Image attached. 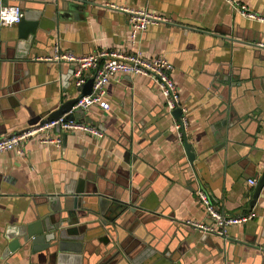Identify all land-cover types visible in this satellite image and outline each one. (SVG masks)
Returning a JSON list of instances; mask_svg holds the SVG:
<instances>
[{
    "label": "crops",
    "instance_id": "obj_1",
    "mask_svg": "<svg viewBox=\"0 0 264 264\" xmlns=\"http://www.w3.org/2000/svg\"><path fill=\"white\" fill-rule=\"evenodd\" d=\"M231 1L264 17V0ZM67 3L76 12L58 20L57 5ZM1 4L41 11L46 18L23 61L17 60L23 52L18 25L0 28V139L41 122L76 96L71 65L36 60L53 55L56 45L77 56L141 52L172 66L195 161L187 159L157 82L115 76L106 88L110 109L95 105L78 119L101 129L103 138L56 129L49 135L61 138L59 148L36 137L22 154L0 155V264H264V190L250 206L257 186L251 181L258 184L264 174V23L241 16L226 0ZM117 8L169 21L132 42L130 16ZM78 189H96L110 200L101 214L99 195L87 198L96 211L82 208L63 224L83 239L80 253L33 255L29 247L4 253L8 231L34 222L48 211L45 203L61 202ZM199 193L226 216L253 211L257 217L229 228L226 238L189 227L188 221L213 225Z\"/></svg>",
    "mask_w": 264,
    "mask_h": 264
},
{
    "label": "built area",
    "instance_id": "obj_2",
    "mask_svg": "<svg viewBox=\"0 0 264 264\" xmlns=\"http://www.w3.org/2000/svg\"><path fill=\"white\" fill-rule=\"evenodd\" d=\"M234 6L236 11L246 19L264 23V17H261L251 11L248 6L238 2L226 0ZM130 16L131 23V40L134 42L138 35L144 33L150 26L156 24L167 23L169 20L163 18L159 14H155L146 10L117 8ZM8 17L5 19L4 17ZM24 14L18 6H3L0 0V28L18 25ZM15 17V19H11ZM261 47H264L261 44ZM36 60L56 63L68 64L73 67V85L80 90L90 79H93V88L90 95L83 96L73 106L70 113L63 117L49 121L46 123L38 122L29 128L11 134L0 139V155L6 152L17 150L19 154L23 153L24 144L28 141L41 137L40 142L43 144H51L57 148L61 147V138L52 137L49 134L59 129L66 133H80L88 136L103 138L104 133L101 129L89 123L82 122L75 118L67 119L68 115H74L77 110L87 111L91 107L97 105L102 110H109L110 104L106 97V88L111 80L117 75H138L148 77L157 82L162 94L166 100L168 111L172 114L181 106V98L177 86L171 77L172 66L170 62L163 57L147 58L143 53H121L118 51H102L89 56H77L70 51H63L59 45L53 50V55L49 57H41ZM81 91L78 92V95ZM189 126L186 112L182 113L179 121L175 122V130L181 142L185 139V133ZM253 186L257 185L256 181H251ZM200 200L205 206L207 213L213 225L207 226L194 221L186 223L189 227H194L206 234H215L226 238L229 228L247 224L253 221L257 215L253 211L241 217H229L217 209L204 193H199Z\"/></svg>",
    "mask_w": 264,
    "mask_h": 264
},
{
    "label": "water",
    "instance_id": "obj_3",
    "mask_svg": "<svg viewBox=\"0 0 264 264\" xmlns=\"http://www.w3.org/2000/svg\"><path fill=\"white\" fill-rule=\"evenodd\" d=\"M56 10L60 11L58 17L59 20L61 17H63V19L71 17V12H74L76 8L75 6L71 5V3H67L61 7L57 5ZM22 12L24 16L21 22L18 24V48L23 50V52L18 51L19 55L17 56V60L19 61H23L27 57L31 48H34L35 43L39 41V33L45 26L44 19L46 18L44 13L41 11L22 10ZM52 20L56 21L57 18L54 16ZM46 32L49 31L46 30ZM92 88L93 79H90L80 90H77L75 97L55 108V110L51 112L50 116L42 120L41 123L44 124L49 121L57 120L70 113L75 103H77L83 96L90 95L92 93ZM79 91L81 92L78 95ZM83 114L84 112L82 110H77L74 115H68L67 119L73 118V116L79 119L83 116ZM172 115L177 121H179L180 117L182 116L181 108L176 109ZM184 150L189 162L193 163L195 161V154L192 150V146L188 143L186 136L184 139ZM263 190L264 174L260 178L256 189L252 194V201L250 203L251 207L256 206L258 200L262 197ZM84 195H86V197H84ZM95 195H99L96 189H94V192L91 193H85V191L78 189L75 191V193L67 192L64 194L62 196L63 201L61 200V202L59 200L60 198H55V201H50V205L45 203L44 206H48V211L39 212L34 222L19 226L14 233H9L8 231V236H6V239L9 241V244L4 253L6 255H11L12 253H15L17 250L24 247H29L33 255L43 251H52L53 254H57V257H60L62 253H65L68 250H73L75 253H80L83 247V239L79 237L78 231L72 229H63V224L65 222H69V220L71 221V219L73 221L77 212L82 208L88 211H96L93 206L87 205V198ZM109 202L110 200L108 197L99 195L101 214L105 213V208L108 207Z\"/></svg>",
    "mask_w": 264,
    "mask_h": 264
},
{
    "label": "clouds",
    "instance_id": "obj_4",
    "mask_svg": "<svg viewBox=\"0 0 264 264\" xmlns=\"http://www.w3.org/2000/svg\"><path fill=\"white\" fill-rule=\"evenodd\" d=\"M4 18L7 19L8 17L5 16ZM11 19H15V17H12Z\"/></svg>",
    "mask_w": 264,
    "mask_h": 264
}]
</instances>
